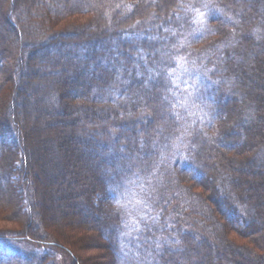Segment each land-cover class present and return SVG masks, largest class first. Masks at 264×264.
<instances>
[{
	"label": "rangeland",
	"instance_id": "obj_1",
	"mask_svg": "<svg viewBox=\"0 0 264 264\" xmlns=\"http://www.w3.org/2000/svg\"><path fill=\"white\" fill-rule=\"evenodd\" d=\"M124 1L133 3L135 11L131 14L132 17L130 15L128 16L129 18H124L118 24L119 21L114 17L115 13L119 11L120 13L117 12L119 15L124 8L130 9L126 5L128 3L125 4L126 6H121V0H0V98L11 87L12 95L16 94L13 97L14 111L8 112L10 118L8 120V122L10 121L9 131L4 134L6 139L5 136L3 137L6 141L4 142L2 139L3 143L0 142V165L6 167L5 176L8 181V184L4 185L0 191V198H2L0 199V254L5 256V264H125L124 261H120L119 254L115 253L113 248L115 239L109 232V229L112 228L110 222L114 218L112 216L113 212L110 211L112 206L109 199L104 196V188L102 189L98 182L101 179V182L105 184L104 181L109 179L110 176L114 177L113 166H110L115 162L112 159L114 156L123 165L127 164L126 168L130 169V165L149 157V153H147L145 144L141 147L142 139L140 137L142 130L136 128L135 135L137 139L139 138L137 145L139 152L132 157L128 149L124 148L127 142L131 144L130 140L133 141L130 132L133 129L131 126L124 130L127 135H130L129 137L127 136V142L123 146H117L113 141L111 145L109 143L111 148L108 147L106 149H101L100 146H97L96 141V146L89 144L88 140L92 139V137L102 140V137L108 134L112 138L113 130L117 128L118 124L116 127L113 124L107 126L104 131L96 125L93 130L87 127V125L91 126L90 120L92 118L89 116L91 111L85 109V103L90 104L91 101L89 100L95 97H106L109 99L110 103L107 101L105 103L96 102L100 106L104 105L101 110H94L96 118H100L101 122L108 117L104 119L106 106H112L114 111H116L114 117H112L110 110H106L109 113V119L121 120L119 125L124 120L121 118L127 117L128 120H133L132 115L134 113H131L127 108H118L115 103H111V99L114 100L116 97L114 90L103 93L95 85L98 82L85 79L84 83L86 84L77 89L85 95L81 96V98L75 97L73 102L76 104L70 110L72 112L71 115H63L62 119L54 116V119L51 118V120L47 117L54 112L53 109H50L54 101V95L51 92L54 86L57 83L59 84L64 77H66L65 80L71 81L76 71L84 77L91 76L95 72V67H97L94 65L95 61L87 60V53L81 47L71 48L73 41L93 40V38L104 36L101 38L102 40L106 38L113 42L117 40L115 36H119L118 28L122 29L121 27L123 26H132L134 22L139 20L150 22L158 19L159 22L162 18L161 16H163L164 5L175 6L178 0ZM234 1L238 3V12L245 15L246 12L243 13L244 10L240 6L242 0ZM243 1L247 6L254 4V0ZM168 2L169 4H167ZM53 8L54 12H51ZM64 8L67 11L66 15L58 18L57 14ZM256 8L259 13L258 16L263 17L264 5L259 3ZM260 22V19L257 18L251 25L250 33L246 35L252 37L257 44L260 40H257L254 29L258 27ZM225 26L231 31L229 42L235 40L231 44L233 47H237L235 45L241 41L239 39L241 35L240 25L228 17L225 21ZM57 30L61 32L66 30L70 34L72 33L73 36L69 35L67 38H62L63 43L61 46L59 42L49 46L37 45V41L55 35ZM260 31L264 32V26H262ZM140 36L141 34L136 37L135 42ZM65 42H68L69 45L64 46ZM117 44L116 41L115 44H111L110 52L107 50L104 55L107 58L102 57L95 64L99 62L100 64L98 65L101 68L105 67L107 70L112 67L116 68V81L127 83L131 79H128V76L124 74L125 69L122 65L124 60L119 53V48L118 51L115 49ZM138 44L135 46L138 47ZM65 47L67 49L70 47V50L66 52ZM117 47L120 46L117 45ZM163 47V44H160L156 50H164ZM255 55H260L258 46L246 55V59L238 54L230 58L233 64L238 63L239 68L245 67L246 74L250 76V83L248 84L250 88L248 91L264 95V76L254 74L255 68H253L252 58ZM130 56L133 58L132 61L135 68L136 65L144 66L141 61L142 52L135 47L131 51ZM13 69H15V74L7 77L8 71H13ZM234 74L228 71L224 76L226 77V95L228 98L230 97L226 106H236L238 113L242 116L241 121L238 126L236 123L228 124L229 134L225 131L226 139L218 138L216 140L218 143L213 141V139H206L204 136L203 139L206 147H216L222 142L227 145L228 140L234 141L230 144L234 148L226 149L225 147V150H223L225 153L223 154L241 159L245 156L255 155L258 152L255 145L259 143L257 139L260 131L264 132V124L255 126L257 119L249 111L250 107L246 105L247 100H245V97H241L242 93L238 89L241 74L236 72ZM134 77H137L138 83L140 81L143 83L146 88V96L154 95L160 100L162 93L159 94L158 89H154V87L151 90L154 79L146 82L144 75L137 76V72ZM103 94L105 95L103 96ZM163 101L167 103V101ZM7 104L6 109L8 110L9 103L7 102ZM159 105L160 102L157 107L155 106L152 116L143 115L144 118L143 120L141 118V121L143 122L145 118H148V124H153L155 127H158L161 121H166L169 113L165 109L161 113L160 109H158ZM45 108L48 111H45ZM140 109L142 111V107ZM55 120H61L62 123L67 124L63 125L59 122L55 124ZM70 120H73L75 124H72L77 126L75 128L77 132L74 137L72 136L73 134H69L72 128V124H69ZM228 120H230V115H228L224 124L228 123ZM106 121L109 122L108 119ZM144 124H146L145 121ZM232 124L234 126H231ZM81 125L84 129H79L82 128ZM249 126L254 127V130H252L254 133L256 132L254 136L257 138L254 144L251 143L248 148L243 143L248 141L249 132L247 128H250ZM17 130L19 131L17 132ZM3 131H6L5 127L2 129V133ZM14 133H17V135L14 136ZM12 138L17 140L16 144H11ZM6 142L8 146H6ZM55 142L59 145V152L58 149H55L56 146H53ZM116 146L119 149L118 153H116ZM65 151L66 154L71 153L70 158L72 160L68 164L64 157ZM81 153L84 156H80ZM257 156L251 164L243 166L239 163L235 164V166H240L243 170L240 175L233 169V180L238 176H244L245 180L248 181L247 196L250 194L252 187L251 178L253 175L251 173L264 175L263 159L260 154ZM210 157L213 159V168L218 172L213 178L216 179L217 183L219 181V187L211 193L213 196L216 193L219 200L223 198L221 207L225 208L223 201L227 196L226 189L229 191V188H227L228 186H223V178L226 174L231 173V169H229L227 164L221 161L218 162L219 157L217 155L215 158L210 154ZM118 166L120 167V164ZM205 172L211 171L205 169ZM104 178L106 179L104 180ZM185 178L187 179L186 175ZM206 181L209 185L207 189L198 184L190 185L193 186V190L207 194L208 191L212 190L211 186H214V184L210 176ZM95 183L97 187H93ZM98 189L101 191H97ZM241 200V204L250 202L248 197H243ZM229 206L233 208L232 204ZM186 208L184 209L187 210ZM216 213L218 217H222L219 211ZM240 213L243 214L242 212ZM192 216L194 217L186 216L184 223L187 227L185 229L192 237L200 255L203 254L205 256L200 261L202 264H224L220 257L222 244L218 236L221 230L214 224L215 219H210L207 213L200 214V216ZM245 218L254 223L257 219L255 215L250 217V214ZM263 223L264 221L261 217L256 223L260 225V235L262 237H264ZM240 226L241 223L239 222L238 225H229L228 234L231 238L238 240V243L247 242L250 237L248 239L243 238V235L236 229L237 227L241 229ZM211 227H213V232L210 230L212 229ZM3 237L9 239L3 240ZM177 244L168 248L173 258L180 259L184 257V252L191 255V251L184 250L183 247ZM206 245H210L209 251ZM123 249L120 250L124 254L123 259L125 261L126 259L131 260V256L125 252L124 247ZM121 252L120 254H122ZM243 254V262H246V264H264V259L262 258L263 260L260 261L259 255L255 257L248 253ZM149 258L152 259V257ZM149 258L145 259V263L149 262Z\"/></svg>",
	"mask_w": 264,
	"mask_h": 264
},
{
	"label": "trees",
	"instance_id": "obj_2",
	"mask_svg": "<svg viewBox=\"0 0 264 264\" xmlns=\"http://www.w3.org/2000/svg\"><path fill=\"white\" fill-rule=\"evenodd\" d=\"M253 2L254 4L247 6L242 0L240 6L241 9L244 10L243 13L246 12L245 15H242V13L238 12L239 6L234 0H178L175 6L164 5L163 16H161L162 18L160 17L161 19L159 22L158 19L150 22L139 20L138 22H134L132 26H123L121 27L122 29L118 28L119 36H115L117 39L115 41L120 47L116 45L115 49L118 51L119 48V53L124 60L122 64L125 69L124 74L128 76V79H131L127 83L116 81V68L112 67L109 71L105 69V67L101 68L100 65H98L100 64L99 62L95 64L100 58H107L104 55L107 50L110 52L112 48H110V45H113V43L115 44V41L110 42V39L106 38L102 40L101 38L104 37L102 36L101 38H93V40L86 39L85 41L78 42V40H76L77 42H72L71 48L77 46L81 47L87 53V60L91 62L95 61L94 65L97 67H95L93 75H85L87 78L76 71L72 76L73 82L72 80H65L66 77H64L63 80L65 81L62 80L59 84L57 83L54 86V89L51 91L54 95V101L50 106V109L54 110V115L47 116L49 120H51V118L54 119V116L62 119L63 115H71L72 112L70 110L73 108L74 104H76L73 102L75 97L81 98V96L85 95L77 89L86 84L84 83L85 79H88V81L94 80L98 82L95 85H97L103 93L114 90L116 97L114 100L111 99V103H115L118 108H127L134 114H131L133 120L129 119L130 121L127 117L121 118L124 120L121 125H119L121 120H115L114 118L109 119V113L106 112V110H110V114L114 117L116 111H114L112 106H110L111 108L106 106L104 119L108 116L107 119L109 122L106 121L107 119L101 122L100 118H96L94 110H101L104 105L100 106L96 102L105 103V101H107L110 103V101L106 97L92 98L89 100L91 101L90 104L85 103V109L91 111L89 116L92 118L90 120L91 126L87 125V127L93 130V127L96 125L101 127L104 131L105 127L111 124H113L114 127L118 125L117 128L113 130L112 138L106 134V136L102 137L104 140L102 138V140H99L92 137V139L88 140V143L96 146V141L98 144L97 146H100L101 149L111 148L110 145L112 141L114 144H117V146H123V144L127 142V136L129 137L130 135H127L124 130L128 126H131L133 129L130 132L133 141L130 140L131 144L127 142L124 148L128 149L132 157L136 156L139 152L137 149L139 138L137 139L135 135V131H137L135 130L136 128L142 130L140 138L145 141L147 153H149V157L134 162L130 165V169L126 168L127 164L123 165V163H120L118 159L114 158L116 156H114L112 159H114L115 162L110 165L113 166L114 177L110 176L109 179L104 181L105 184L101 182V179L98 182L100 186H102V189L104 188V196L109 199L110 205L113 207H110V211L115 213L114 215L112 213L114 218L110 222L112 228L109 229V232L115 239L113 245L115 253L119 254L120 261H124L125 264H202L200 259H203L205 256L203 254L200 255L192 237L185 229L187 226H185L186 224L184 222L186 216L194 217L192 215L200 216V214L205 213H207L210 219H215L214 224L221 230L218 236L222 244V249L220 250L222 263L246 264V262H243V253H248L255 257L259 255L260 261L264 259V237L260 235V225L256 224L260 217L263 218L264 221V175L251 173L253 175L251 178L252 187L248 196L246 195L248 181L245 180V177L238 176L233 180V169L236 170L239 175L243 172L240 166H235L237 163L240 165L242 164L241 166L251 164L254 159L258 157L257 155L260 154L264 165V132L260 131V134H258L257 141L259 143L255 145L258 152H256L255 155L249 154L250 156H245L241 159L238 157H234V159L230 155L225 156L223 154L225 153L223 152L225 147L226 149L234 148L230 145L234 141L228 140L226 145L223 144L224 142L221 140L222 143L218 144V146L215 145L216 147H206L203 139L204 136L206 139H213L215 142H217L216 140L218 138L224 140L226 139L225 137H227L225 131L229 134L228 131L230 129L227 128L228 124L236 123L238 126L241 121L242 116L238 113V108L236 106H226L230 97L228 98L226 95V77L224 76L228 71L233 74L235 72L241 74L239 77L240 86L238 88L242 93L241 97H245V100H247L246 105L250 107L249 111L252 115H255L257 119L255 126H257V124H264V95L248 91L250 88L248 86L250 83V76L246 74L245 67L239 68L238 63L233 64L230 58L238 54L246 59V55L258 46L260 55H255L254 58H252L253 68H255L254 74L264 76V32L260 31L262 26H264V24L262 25V23H264V16L259 17L256 8L259 3L264 5V0H254ZM126 3L128 2L121 0L122 5H120L124 6ZM167 4H169V2ZM126 5L127 8L130 9L127 10L124 8L122 10L123 14L121 12V14L118 15L120 12L117 11L118 13L116 12L114 15L116 20L119 21L118 24L135 11L133 3L129 2ZM210 9L212 11L209 14ZM51 12H54V8ZM66 12L65 8L60 10L57 14L58 18L66 15ZM130 17H132V15ZM228 17L240 25L241 35L239 39L241 41L235 45L237 47H233L231 44L235 42V40L229 42L231 31L226 27L227 25L225 26V21ZM257 18L261 21L258 27L254 29L257 40H260L258 44L252 37L246 36L250 33L251 25ZM165 29L168 31H165ZM173 30L177 33L176 36L172 35ZM140 34L145 38L141 39L139 37L137 39L138 42H135L136 37ZM69 35L73 36L72 33L70 34L66 30L62 32L57 30L55 35L37 41V45L42 44V46H49L59 42L61 46L63 43L62 38H67ZM148 36H156L161 39L149 40L147 39ZM165 37L167 39H163ZM181 41L183 42V47L179 46ZM137 44L138 47L135 46ZM160 44H163L164 50L158 49L157 51L156 49ZM63 45L68 46L69 43L65 42ZM174 45L175 47H173ZM134 47L137 50L143 49V59H141L143 65L144 60H147L148 66L154 68L156 71H160L162 68H171L174 70L175 84L172 83L171 79L164 76H157V79H154L151 90H153L154 87V89H158L159 94L162 93L160 100L154 97V95L146 96V88L143 83H141V81L138 83L137 77H134L137 69L133 65V58L130 56ZM69 50L70 47L68 49L65 47L66 52ZM172 57H183L185 61L183 67L178 66ZM139 67L140 71L144 73L146 82H148L147 70L142 65H139ZM184 68H187L192 73L191 77L188 73L184 72ZM197 70L201 73H206L207 80H203V82L196 81L195 73ZM11 71H8L7 77L15 74V69ZM185 80H187L189 84L195 83L199 88V92L194 91L192 87L185 89ZM169 89L171 90L169 91ZM11 95L12 87L10 90L8 89L4 92L0 98V142H2L3 139L1 135L3 127H5L7 133L9 131L8 126L10 121L8 122V120H10V118L8 112L11 110L14 111L13 97H15L16 94ZM104 95L105 94H103V96ZM163 96L168 97L167 103L163 101ZM201 97H203V99H201ZM7 102L9 103L8 110L6 109L8 105ZM159 102L160 105L158 109H160L161 113L164 112V109L169 113L166 121H161L160 125L155 127L153 124L149 125L148 118H145L144 121L146 124H144V121H141V118L142 120L144 118L143 115L152 116L155 106L157 107ZM181 103H185L187 108L182 107ZM172 104L176 105L174 110L171 107ZM140 107H142V111ZM45 111H48V109L45 108ZM173 111L179 114L180 119H176L171 115ZM228 115H230V120H228V123L224 124ZM54 122L55 124H58V122L62 123L61 120H55ZM72 123H74L73 120H70L69 124ZM62 124L64 125L67 123L63 122ZM74 124H72L71 131H69V134H73V137L77 132L75 131L77 126ZM233 124L231 126H234ZM253 128V126L247 128L249 132L248 141L243 143V145L248 148L251 143L254 144L257 138L254 136L256 132L254 133ZM79 129L84 128L82 127ZM18 131L19 130H17V132ZM16 135L17 133H14V136ZM153 141L157 142L155 148H153ZM53 146H56L55 149H58L59 152L58 143L55 142ZM117 146L116 153L119 151ZM219 146L221 147L219 148ZM70 154H66L65 151L64 157L67 164L72 160ZM210 154L215 158L217 155L219 157L217 161L227 164L229 169H231V173L226 174L223 178V186H228L227 188H229V191L226 189L227 196L223 201L225 208L221 207V200H223V198L219 200L216 193L214 196L211 193L217 190L219 181L217 183L216 179L213 178L218 172L213 168V159H211ZM81 155H83V153H81L80 156ZM259 163L261 164V162ZM119 164L120 167L118 166ZM5 169V166L0 165V191L4 185L8 184L5 176ZM205 169L211 172L206 173ZM209 176L214 184V186H211L212 190L208 191L207 194L193 190V186L190 184H198L207 189L209 185L206 179H208ZM254 177L255 179H253ZM105 179L106 178H104V180ZM95 186L97 187L96 183L93 187ZM97 191L101 190L98 189ZM243 197H248L250 202L241 204V199ZM232 200H234L237 205L234 204L235 202ZM140 201L143 203H138ZM145 204L147 207H145ZM231 204L233 208L229 206ZM217 211L222 214V217H218ZM142 214H147V221L141 220ZM234 214L236 217H234ZM249 214L250 217L253 215L257 217L255 223L245 218L248 217ZM134 221H139V231L135 230L136 224ZM238 222L241 223V229L238 227L236 228L239 230V233L243 235V238L245 237L248 239V237H250L247 242L238 243V240L231 238L228 234L230 230L229 225H238ZM211 228L212 229H209L213 232V227ZM8 239L9 238L6 237L3 240ZM157 244L160 245L159 249H157ZM176 244L183 247L184 250L187 249L191 251V255H188V253L185 254L186 252H184V257L180 259L173 258L168 248ZM206 246L209 251L210 245ZM123 247L125 248V252L132 258L131 260L125 258L127 262L123 259L124 254L120 251ZM120 252L122 254H120ZM203 253L208 254L207 252ZM149 257H152V259ZM146 258L150 259L148 263H145ZM5 259V256L1 255L0 264H5Z\"/></svg>",
	"mask_w": 264,
	"mask_h": 264
},
{
	"label": "snow or ice",
	"instance_id": "obj_3",
	"mask_svg": "<svg viewBox=\"0 0 264 264\" xmlns=\"http://www.w3.org/2000/svg\"><path fill=\"white\" fill-rule=\"evenodd\" d=\"M211 9L209 10V14L211 13ZM201 15H204V14H201ZM165 31H168L167 29H165ZM172 35L173 36H176L177 33L175 32V30H173L172 32ZM131 38V37H129ZM141 39H144L145 37L143 35L140 36ZM147 39L149 40H158V39H161L160 37H156V36H148ZM163 39H167L166 37L163 38ZM180 47H183V42L181 41L180 42ZM175 47V45L173 46ZM140 52H143V49H138ZM141 59H143V56L141 57ZM173 60H175V62L177 63L178 66H181L183 67V64L185 63L184 61V58L183 57H172ZM144 67L145 69L147 70V73H148V80H153L155 79L157 76H164L166 78H169L172 80V83L175 84V79H174V70L171 69V68H162L160 69V71H156L154 68L152 67H149L148 66V62L147 60H144ZM136 69H137V76H143L144 73L140 71V67L139 65H136ZM211 71V70H209ZM184 72L185 73H188V75L191 77L192 76V73L187 69V68H184ZM118 74H119V70H118ZM118 78H119V75H118ZM195 80L196 81H200V82H203V80H207V76H206V73H201L199 70L196 71L195 73ZM185 89L189 88V87H192L194 89V91L196 92H199V88L196 86L195 83L193 84H189V82L187 80H185ZM210 83H218V82H210ZM171 89H169L170 91ZM163 100L167 101L168 100V97L167 96H163L162 97ZM201 99H203V97H201ZM181 106L182 107H185L187 108V105L185 103H181ZM172 109L174 110L176 105L175 104H172L171 105ZM171 115H173L176 119H180V116L177 112L173 111L171 113ZM201 121H202V118H201ZM145 144V141L141 140V147H143ZM157 146V142L156 141H153V148H155ZM111 190V189H110ZM138 203H143L142 201L138 202ZM145 207H147V205L145 204ZM148 219V216L147 214H142L141 215V220H145L147 221ZM134 223L136 224V228L135 230L136 231H139V221H134ZM127 235V234H125ZM160 245L157 244V249H159Z\"/></svg>",
	"mask_w": 264,
	"mask_h": 264
},
{
	"label": "bare ground",
	"instance_id": "obj_4",
	"mask_svg": "<svg viewBox=\"0 0 264 264\" xmlns=\"http://www.w3.org/2000/svg\"><path fill=\"white\" fill-rule=\"evenodd\" d=\"M74 80L72 79V82H73ZM65 125V124H64ZM4 134H7V131H3V133L1 134L2 135V137H4L5 135ZM5 139H6V136H5ZM4 140V139H3ZM8 140V139H7ZM6 140H4V142H5ZM16 142H17V140H15V139H11V144H16ZM6 146H8V143L6 142ZM17 171H18V169H16ZM24 170V169H23ZM234 217H236V215L234 214Z\"/></svg>",
	"mask_w": 264,
	"mask_h": 264
}]
</instances>
